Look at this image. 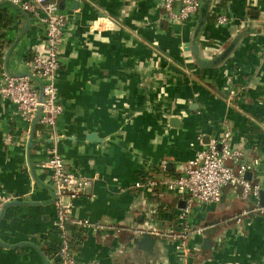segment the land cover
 I'll list each match as a JSON object with an SVG mask.
<instances>
[{
    "label": "crops",
    "instance_id": "0c3cea01",
    "mask_svg": "<svg viewBox=\"0 0 264 264\" xmlns=\"http://www.w3.org/2000/svg\"><path fill=\"white\" fill-rule=\"evenodd\" d=\"M48 1L66 16L55 80L64 110L46 127L0 97V194L15 197L0 218V264H60L56 195L43 168L52 149L68 171L93 180L68 223L80 262L264 264V215L240 187H226L219 203L195 205L183 217L181 197L136 186L179 177L229 126L242 161L259 160L247 180L264 190V0H209L200 33L201 7L180 22L164 0ZM181 9L173 4L175 14ZM221 15L227 25L217 23ZM6 17L0 83L4 75L31 74L26 62L45 49L37 16L2 3L0 22ZM195 43L206 60L230 52L201 67ZM141 232L155 240L151 253L139 243ZM186 233L184 251L173 236Z\"/></svg>",
    "mask_w": 264,
    "mask_h": 264
},
{
    "label": "built area",
    "instance_id": "2783aa9c",
    "mask_svg": "<svg viewBox=\"0 0 264 264\" xmlns=\"http://www.w3.org/2000/svg\"><path fill=\"white\" fill-rule=\"evenodd\" d=\"M175 2L182 4L178 14L173 12ZM2 3H9L28 14L37 16L46 29V37L44 51L26 62L29 72L39 78L43 84V99L40 98L39 83L26 75H4L0 83V97L15 104L21 116L27 121L32 122L37 119L42 126L54 128L56 118L64 110L55 80L60 69V45L66 16L57 5L49 3L48 0H0V4ZM200 7L201 0H164L163 5L166 13L180 22L195 17ZM229 22V17L225 15L219 16L217 21L219 25H227ZM232 133V129L226 126L223 136L210 140L207 148L198 152L194 159L188 162L179 177L148 179L146 185L139 182L136 186L150 190L160 186L181 197L185 201L183 217H187L195 205L219 203L226 187H240L242 199L254 200L255 210L264 215V205L260 203L262 190L246 178V174L259 164V160H254L252 163L243 162L242 152L231 145ZM43 168L51 174L56 195L57 219L54 228L60 237L56 256L60 264H84L77 259L68 223L71 222L74 200L90 194L93 180L68 171L63 157L56 149L51 150ZM90 198L93 199V196ZM14 200L12 194H0V214L3 207ZM73 223L82 228L95 226L103 229V226L93 225L88 220H77ZM197 231L202 232V230ZM141 233L149 235V232ZM151 234L161 236L160 232H151ZM173 237L180 239L177 248L186 251L188 234Z\"/></svg>",
    "mask_w": 264,
    "mask_h": 264
},
{
    "label": "water",
    "instance_id": "95a60500",
    "mask_svg": "<svg viewBox=\"0 0 264 264\" xmlns=\"http://www.w3.org/2000/svg\"><path fill=\"white\" fill-rule=\"evenodd\" d=\"M211 3L209 0H202V6H201V11H200V17H199V21H198V25H199V30L198 33H200L201 29L204 27L205 23L207 22L208 19V11L210 9ZM192 52L194 54L195 60L196 62L201 66V67H213V66H217L218 64L222 63V61L227 57V55L229 54L230 50L225 51L224 53L218 55L216 58H214L213 60H206L204 58H202L199 55V49H198V44L195 43L192 45ZM26 76L30 77L31 79H33L34 81H36L37 83H39L40 85V90H41V95L40 98L41 100L43 99V84L41 82V80L39 78H37L34 74H27ZM40 113V111H39ZM55 195V193H54ZM260 203L261 205H264V190L261 191V197H260ZM13 205V203H9L7 205H5L3 207L2 213L0 214V218H2L3 216V211L8 207ZM140 244H142L144 246V248L146 249V251H148L149 253L152 252V249L154 247V243L155 240L152 239V237L148 234L144 235L142 237V239L139 242ZM205 243L208 245L209 241L206 240ZM208 248V246H207Z\"/></svg>",
    "mask_w": 264,
    "mask_h": 264
},
{
    "label": "trees",
    "instance_id": "16d2710c",
    "mask_svg": "<svg viewBox=\"0 0 264 264\" xmlns=\"http://www.w3.org/2000/svg\"><path fill=\"white\" fill-rule=\"evenodd\" d=\"M7 19L4 20V24L2 22H0V31L1 29L3 28H6L7 27V23H10V18L9 17H6ZM199 29V27H198ZM203 29V28H202ZM202 29L200 30L202 32ZM5 49V36L0 32V61L2 60L3 58V51Z\"/></svg>",
    "mask_w": 264,
    "mask_h": 264
}]
</instances>
